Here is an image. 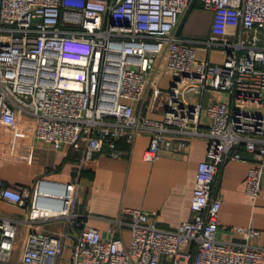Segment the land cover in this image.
<instances>
[{
	"label": "built area",
	"instance_id": "1",
	"mask_svg": "<svg viewBox=\"0 0 264 264\" xmlns=\"http://www.w3.org/2000/svg\"><path fill=\"white\" fill-rule=\"evenodd\" d=\"M199 1L212 10L205 39L179 32L192 0H0V133L22 112L37 138L81 147L90 158L94 151L117 157L146 132L148 161L162 146L173 147L171 132L207 139L191 218L166 229L154 215L126 208L128 245L114 228L104 237L80 218L78 183L40 178L31 191L0 179V199L27 206L31 228L15 259L22 220L0 216V264H58L72 239L69 264H264V249L247 241L258 235L251 226L235 228L244 242L216 238L221 199L213 196L220 165L245 160L241 147L257 159L245 191L255 197L262 189L264 115L257 108L264 103V0ZM197 44L219 49L222 58L200 56ZM210 90L226 98L203 102ZM55 218L65 220L64 231L34 229Z\"/></svg>",
	"mask_w": 264,
	"mask_h": 264
},
{
	"label": "crops",
	"instance_id": "2",
	"mask_svg": "<svg viewBox=\"0 0 264 264\" xmlns=\"http://www.w3.org/2000/svg\"><path fill=\"white\" fill-rule=\"evenodd\" d=\"M212 10L204 8L199 0H192L183 16L179 32L187 37L205 39L210 35ZM199 46L200 56L211 58V53ZM170 76H163L167 86ZM226 94L210 90L203 95V102L223 100ZM193 100L199 97L192 96ZM139 109V106H136ZM264 115V103L257 108ZM149 117L157 114L147 110ZM206 118H204L205 120ZM207 120V119H206ZM206 129L205 125L200 127ZM173 147L162 146L159 156L148 161L144 152L150 143L148 133L140 134L132 146L123 145L117 157L105 151H94L90 158H84V149L71 144L54 146L35 135L34 122L29 115L18 113L17 121L5 126L0 133V179L20 184L31 191L40 178L65 182H76L75 211L89 225L99 229L106 237L111 228L115 235L129 244L132 237L130 212L126 208H139L154 215L158 225L175 229L178 224L191 218L190 200L195 183L198 163L205 158L207 139L189 138L179 132H171ZM264 139V133L261 135ZM182 142L185 145H182ZM244 161L225 160L215 176L213 196L221 199L216 238L226 242H244L236 227H252L258 235L249 238V244L264 249V170L261 192L253 197L245 191L247 170L256 161L255 155L240 148ZM28 207L0 199V216L22 220L14 250L15 259H20L28 232L24 221ZM34 229L58 234L66 229L63 218L37 222ZM75 233L78 225L70 226ZM58 264H69L74 240H69Z\"/></svg>",
	"mask_w": 264,
	"mask_h": 264
},
{
	"label": "rangeland",
	"instance_id": "3",
	"mask_svg": "<svg viewBox=\"0 0 264 264\" xmlns=\"http://www.w3.org/2000/svg\"><path fill=\"white\" fill-rule=\"evenodd\" d=\"M222 55V53H219V52H214V53H211V58L213 59H218L220 56ZM15 258V257H14Z\"/></svg>",
	"mask_w": 264,
	"mask_h": 264
}]
</instances>
